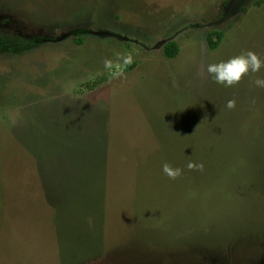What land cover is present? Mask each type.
<instances>
[{"label": "rangeland", "instance_id": "1", "mask_svg": "<svg viewBox=\"0 0 264 264\" xmlns=\"http://www.w3.org/2000/svg\"><path fill=\"white\" fill-rule=\"evenodd\" d=\"M248 50L264 0H0V264H264Z\"/></svg>", "mask_w": 264, "mask_h": 264}, {"label": "clouds", "instance_id": "2", "mask_svg": "<svg viewBox=\"0 0 264 264\" xmlns=\"http://www.w3.org/2000/svg\"><path fill=\"white\" fill-rule=\"evenodd\" d=\"M106 66H110V62H106ZM264 69V59L255 51L248 50L241 54L230 58L227 61H220L218 63H209L206 67L207 73L212 80L225 87H234L239 85L245 77L251 74H258ZM254 83L259 88H264V77L257 75ZM236 100L230 99L226 102L228 109L236 107ZM189 170H203V164H197L189 161L186 165ZM163 172L170 179H178L183 175V169L175 168L169 163L163 165Z\"/></svg>", "mask_w": 264, "mask_h": 264}, {"label": "trees", "instance_id": "3", "mask_svg": "<svg viewBox=\"0 0 264 264\" xmlns=\"http://www.w3.org/2000/svg\"><path fill=\"white\" fill-rule=\"evenodd\" d=\"M217 42H213L212 40L210 41V45L212 48H216L217 47ZM172 47H174V49H172ZM4 48H9V46H6ZM11 51V50H10ZM178 52V48L175 45H169L166 51V55H168L171 58H174L177 55Z\"/></svg>", "mask_w": 264, "mask_h": 264}]
</instances>
